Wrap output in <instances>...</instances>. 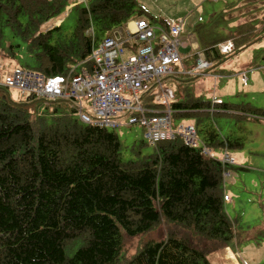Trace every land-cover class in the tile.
Instances as JSON below:
<instances>
[{"label": "trees", "instance_id": "16d2710c", "mask_svg": "<svg viewBox=\"0 0 264 264\" xmlns=\"http://www.w3.org/2000/svg\"><path fill=\"white\" fill-rule=\"evenodd\" d=\"M67 4L0 0V56L13 58L20 44L6 38L15 37L33 57L27 69L45 77L65 74L73 65L87 66L92 44L113 28L135 17L153 19L137 0H83L70 6L75 25L69 35L60 24L45 26ZM193 29L207 70L222 58L219 43L230 39L232 47H242L264 23L243 22L218 38ZM196 59V53L182 59L186 71ZM197 75L161 79L172 99V121L192 123L212 150L239 147L237 139L220 136L213 116L260 121L264 107L203 99L191 82ZM158 92L151 85L142 95L150 112L166 107L155 100ZM71 114V99L11 98L0 85V264H210L208 254L236 239V221L224 208L226 163L180 135L157 142L150 154L123 159L114 129ZM157 227L162 239L121 258V230L134 236Z\"/></svg>", "mask_w": 264, "mask_h": 264}, {"label": "rangeland", "instance_id": "374dc122", "mask_svg": "<svg viewBox=\"0 0 264 264\" xmlns=\"http://www.w3.org/2000/svg\"><path fill=\"white\" fill-rule=\"evenodd\" d=\"M81 2L83 0H68L66 8L45 26L60 24L61 32L69 35L75 25L74 10L70 6ZM138 2L153 16L150 24L156 34L160 29L168 30L172 20L179 16L185 19L182 37L191 36L196 40L199 36L198 30L193 29L195 25L200 32L205 31L207 38H218L234 30L240 22L250 21L255 27L264 23V17L259 18L264 15V0H138ZM6 34L11 35L8 30ZM6 39L20 45L15 48L13 58L0 56V80L14 67L27 68L34 63L33 57L25 50L22 42L15 37ZM242 45L236 50L222 54L219 63L198 74L196 79H191V82L196 83L193 84L194 92L200 94L201 91L203 99L223 100L235 104L250 103L263 108L264 31L256 30ZM199 46L201 48L200 43ZM182 52L180 49V54ZM185 69L183 66V71H186ZM164 91L168 92L166 89ZM8 95L15 98L18 94L16 95L15 89H8ZM88 113L91 114L90 111ZM71 115L78 118L77 114ZM173 122L174 126L188 123L186 119H174ZM212 124L220 136H230L237 139L241 145L228 150L219 148L213 150L217 157L227 153L233 160V163L227 164V169L223 173V192L224 208L229 217L236 221L237 235L236 239L208 254L207 258L213 262L212 264H264V119L252 121L246 118L214 115ZM113 129L120 140L123 159L153 152L154 146L147 142L140 124H121ZM121 236L120 255L121 258H125L135 253L139 244L160 240L164 233L161 227H157L134 236H129L121 230Z\"/></svg>", "mask_w": 264, "mask_h": 264}, {"label": "built area", "instance_id": "2783aa9c", "mask_svg": "<svg viewBox=\"0 0 264 264\" xmlns=\"http://www.w3.org/2000/svg\"><path fill=\"white\" fill-rule=\"evenodd\" d=\"M183 26L184 20L178 18L172 20L168 30L160 29L156 34L151 24L140 17L134 19L133 27L123 38H117L113 29L103 40L93 43L89 56L91 61L87 66L79 63L65 74L49 77L16 66L3 76L0 85L15 89L22 99L30 95L45 99H71L78 119L83 123L111 129L121 124L138 123L151 145L180 135L190 145L201 147L203 154L219 158L222 163H233L227 153L217 157L212 149L198 141L194 125H173L169 106L172 99L164 91L161 79L168 74L186 72L183 71L180 54ZM218 47L226 53L232 44L221 43ZM207 65L203 54H200L189 72L201 73ZM151 85H156L159 90L155 100L166 106L160 111L150 112L141 105L142 95Z\"/></svg>", "mask_w": 264, "mask_h": 264}, {"label": "crops", "instance_id": "0c3cea01", "mask_svg": "<svg viewBox=\"0 0 264 264\" xmlns=\"http://www.w3.org/2000/svg\"><path fill=\"white\" fill-rule=\"evenodd\" d=\"M138 1V0H137ZM139 3V2H138ZM140 4V3H139ZM141 5V4H140ZM150 12V11H149ZM264 16V15H263ZM262 17V16H261ZM261 17H259V18H261ZM178 18H180V19H182V20H185V19H183L184 17H181V16H179V17H177L176 19H178ZM175 20V19H174ZM133 21H134V18H131L130 20H128L127 22H125L124 24H122V25H120V26H118V27H116L114 30H113V34L117 37V38H123L124 37V34L126 33V32H128V30L129 29H131L132 27H133ZM185 22V21H184ZM241 23H243V22H240V24ZM181 39H182V42H183V44H182V46H181V48L180 49H182L183 50V52H182V54H181V56H182V59L185 57V56H189V55H193L194 53H196L197 54V57H198V55H200V54H202V49L200 48V46H199V43H198V38H197V40L194 38V37H189V38H185V37H182V35H181ZM227 41H230L232 44H233V42H232V40H226V41H224V42H227ZM221 43H223V42H221ZM236 50V48H232V50ZM184 52H186V53H184ZM184 53V54H183ZM184 66V64H182V67ZM196 84V83H195ZM200 94H201V91H200ZM202 96V95H201ZM188 123H190V122H188ZM209 260V262H210V264H212L213 262H211V260L210 259H208Z\"/></svg>", "mask_w": 264, "mask_h": 264}]
</instances>
